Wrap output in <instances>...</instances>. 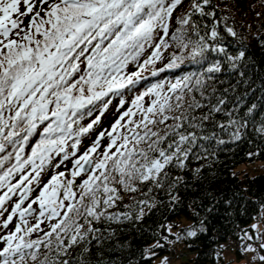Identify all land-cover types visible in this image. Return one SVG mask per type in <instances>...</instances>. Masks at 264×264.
I'll return each mask as SVG.
<instances>
[{
  "label": "snow or ice",
  "instance_id": "obj_1",
  "mask_svg": "<svg viewBox=\"0 0 264 264\" xmlns=\"http://www.w3.org/2000/svg\"><path fill=\"white\" fill-rule=\"evenodd\" d=\"M183 2L0 0V264H90L92 242L105 239L97 223L141 220L151 207L142 199L124 205L127 211H110L122 203V191L163 188L171 169L187 167L199 141L228 142L208 132L210 126L241 139L257 105L238 114L242 97L229 108L228 89L213 103L215 93L206 92L207 80L199 75L151 83L120 111L124 93L143 87L145 73L157 77L185 59L207 63L206 73L221 72V62L209 59L212 52L223 53L252 87L240 70L245 52L230 55L212 43L220 35L215 22L200 34L193 17L215 16L205 13L210 0H191L178 13ZM227 32L236 35L230 27ZM173 46L177 51L166 57ZM146 48L151 51L145 56ZM130 64L136 70L129 72ZM112 97H120L118 117L80 152L82 138L100 124ZM221 113L224 122L214 119ZM258 131L264 133V121ZM47 169L53 171L41 186ZM259 249L245 251L264 264V243Z\"/></svg>",
  "mask_w": 264,
  "mask_h": 264
},
{
  "label": "trees",
  "instance_id": "obj_2",
  "mask_svg": "<svg viewBox=\"0 0 264 264\" xmlns=\"http://www.w3.org/2000/svg\"><path fill=\"white\" fill-rule=\"evenodd\" d=\"M190 2L184 0L178 13L188 10ZM204 9L205 13L215 12V16L194 15V20L200 25V34L204 35L215 22L220 35L212 43L225 47L230 55L245 52L241 62L244 67L240 70L246 71L244 79L253 82L252 87L241 82L237 70L228 67L223 53L212 52L209 59L221 62V72L206 73L207 63L185 59L180 67L160 73L157 77L145 73L147 79L141 82L143 87L138 85L135 91L124 93L127 103L120 111L125 110L132 97L149 84L159 80L174 81L184 75H199L207 80L206 92L215 93L210 97L213 103L228 89L229 108L236 103V97H242L238 114L242 115L252 104H256L257 108L251 114L240 140H231L226 132L210 126L208 132L217 131L219 138L228 142L218 145L215 140L199 141L187 167L171 169L170 179L163 188L149 184L135 193L122 191V203L110 211H127L124 205L142 199H147L151 207L145 208L141 220L97 223L95 226L105 235V239L99 245L92 242L91 255L87 257L90 264H97L98 258H102L103 264H154V258L164 254L169 262L185 258L180 264H250L246 262L250 258L245 248L251 246L260 251L264 226L261 231H256L252 223L256 220L264 225V171L253 175L247 169L240 170L238 167L264 160V133L258 131L264 121V89L261 87L264 84V0H210ZM175 26L170 28V33ZM229 27L236 33L235 36L227 32ZM191 38L196 40L197 36L192 35ZM150 51L146 48L145 56ZM173 51H177L174 46L165 56ZM162 66L163 63L157 62L156 67ZM134 70L136 65L130 64L128 71ZM208 76L213 79L208 80ZM197 99H200L199 94ZM119 102L120 97H112V104L92 132L110 128L118 117ZM201 102L207 103V100ZM214 119L226 121L222 113L214 114ZM87 122V119L83 121L85 124ZM197 155L201 158L197 159ZM60 170H64V167ZM52 171L46 170L43 182L47 181ZM176 177H181V180L172 187ZM150 187L153 190L149 193ZM183 218L188 219L189 223L182 225ZM169 228L174 231H169ZM190 231H196V236H190ZM245 233L252 239L249 240ZM74 251L79 255V249Z\"/></svg>",
  "mask_w": 264,
  "mask_h": 264
},
{
  "label": "rangeland",
  "instance_id": "obj_3",
  "mask_svg": "<svg viewBox=\"0 0 264 264\" xmlns=\"http://www.w3.org/2000/svg\"><path fill=\"white\" fill-rule=\"evenodd\" d=\"M21 10L23 11L24 10V6L23 4H21ZM25 23H27V21H25ZM113 111H114V108H113ZM98 130L94 131V132H91L89 133L88 135H86L85 137L82 138V144H81V149H80V152H83L85 147H87L91 142L92 140L95 139L96 135L98 134ZM66 166L68 168H71V158L69 159V161H66L65 162ZM240 170H243V169H247V171L250 173V174H259V173H262L264 171V160L263 161H255L253 163H250V164H242L238 167ZM45 179V174H42L41 176V181H40V185L42 186L43 182ZM36 188L34 187V192H33V195L36 194ZM189 223V220L186 219V218H183L182 219V225H186ZM253 225H256L257 227L254 228L256 231H261L263 229V222L262 221H256L254 220L253 223H252V226ZM42 227H45V225H42ZM171 231H174L172 229H170ZM261 243H264V230L262 231V234H261V238H260V244ZM248 252V255H249V258L250 260L246 261L247 263H250V264H257V261H254L252 259L254 253L251 252V251H247ZM165 258L166 259V264H180L182 260H184L185 258H177V259H174L173 261H170L168 260V256L166 254L164 255H160V256H157L154 258V264H162L163 261H165ZM231 264H236V263H231Z\"/></svg>",
  "mask_w": 264,
  "mask_h": 264
}]
</instances>
